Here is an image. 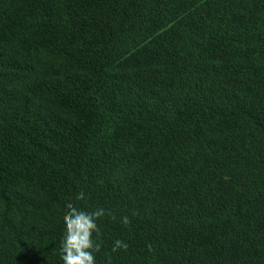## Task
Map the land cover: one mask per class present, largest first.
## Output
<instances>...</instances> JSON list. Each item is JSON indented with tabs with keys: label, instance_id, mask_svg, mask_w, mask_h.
<instances>
[{
	"label": "trees",
	"instance_id": "1",
	"mask_svg": "<svg viewBox=\"0 0 264 264\" xmlns=\"http://www.w3.org/2000/svg\"><path fill=\"white\" fill-rule=\"evenodd\" d=\"M68 203L96 264H264V0H0V264Z\"/></svg>",
	"mask_w": 264,
	"mask_h": 264
},
{
	"label": "clouds",
	"instance_id": "2",
	"mask_svg": "<svg viewBox=\"0 0 264 264\" xmlns=\"http://www.w3.org/2000/svg\"><path fill=\"white\" fill-rule=\"evenodd\" d=\"M85 194L83 191L77 194V200H84ZM67 212L64 215L65 234L61 243V259L63 264H96L95 253L100 251V244L93 239V236L99 238L100 229L97 221L105 215L103 208H98L93 212L85 211L77 208L74 204L66 205ZM113 220L116 216L109 212L107 213ZM120 222L127 226L130 224L128 216H123ZM128 244L117 239L114 241L112 252H117L121 249L127 250ZM109 264L111 258L109 257Z\"/></svg>",
	"mask_w": 264,
	"mask_h": 264
}]
</instances>
